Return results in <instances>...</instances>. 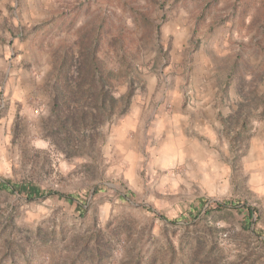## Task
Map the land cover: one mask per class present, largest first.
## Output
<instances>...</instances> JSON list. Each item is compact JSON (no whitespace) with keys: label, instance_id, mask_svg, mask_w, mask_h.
<instances>
[{"label":"rangeland","instance_id":"rangeland-1","mask_svg":"<svg viewBox=\"0 0 264 264\" xmlns=\"http://www.w3.org/2000/svg\"><path fill=\"white\" fill-rule=\"evenodd\" d=\"M84 55L133 94L95 129ZM0 179L54 193L0 191V264H264V0H0Z\"/></svg>","mask_w":264,"mask_h":264},{"label":"trees","instance_id":"trees-1","mask_svg":"<svg viewBox=\"0 0 264 264\" xmlns=\"http://www.w3.org/2000/svg\"><path fill=\"white\" fill-rule=\"evenodd\" d=\"M85 58L82 61L77 63H73L69 61L68 64L60 66V75H63V89L64 95L61 98L55 99L54 103V111L56 113L61 112L67 107L69 99L68 109L76 112L78 110L79 113V127L82 128H96L99 127L103 123L104 117L106 119L111 118L113 114H124L130 104V100L132 97V89L130 88L128 92L120 97H116L112 95L111 90L112 87L109 85V76L105 75L99 63L95 60L94 56L84 55ZM75 68V69H74ZM74 71V72H73ZM73 72V75H71ZM81 98H84V104H94L90 109H96V115H93L91 110H81ZM64 100L63 102L61 100ZM72 103H78L79 108H75ZM83 106V105H82ZM71 107V108H70ZM64 111V110H63ZM74 112V113H75ZM60 114V113H59ZM60 116V115H59ZM0 191L5 193H13L18 192L20 194H24L29 200L44 198L46 196L54 195L53 192H46L41 190L38 186L21 184L16 185L11 181L1 180L0 179ZM102 190H98L97 193ZM69 203L76 202L73 196H62ZM83 208V205H79ZM232 206L233 208H238L237 204L233 202H225L220 205V207H228ZM201 212V211H200ZM199 215V214H198ZM254 215V211L249 212V218H252ZM255 255V254H251Z\"/></svg>","mask_w":264,"mask_h":264},{"label":"crops","instance_id":"crops-1","mask_svg":"<svg viewBox=\"0 0 264 264\" xmlns=\"http://www.w3.org/2000/svg\"><path fill=\"white\" fill-rule=\"evenodd\" d=\"M174 104L176 105V103H174ZM176 111H178L177 113H180V111H181V104L178 106V109H177V108L174 109V111H173L174 116L176 115ZM177 116H178V117L181 116V117L178 118L176 121H177L179 127L182 128V127L184 126V124H185V122L183 121V116H182L181 114H179V115H177ZM182 122H184V123L182 124ZM183 134H184V133H183Z\"/></svg>","mask_w":264,"mask_h":264},{"label":"built area","instance_id":"built-area-1","mask_svg":"<svg viewBox=\"0 0 264 264\" xmlns=\"http://www.w3.org/2000/svg\"><path fill=\"white\" fill-rule=\"evenodd\" d=\"M36 113H39V110H36Z\"/></svg>","mask_w":264,"mask_h":264}]
</instances>
